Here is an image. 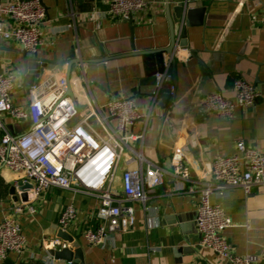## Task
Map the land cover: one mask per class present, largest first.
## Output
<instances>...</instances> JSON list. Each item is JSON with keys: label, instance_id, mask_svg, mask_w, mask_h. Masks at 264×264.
<instances>
[{"label": "crops", "instance_id": "obj_1", "mask_svg": "<svg viewBox=\"0 0 264 264\" xmlns=\"http://www.w3.org/2000/svg\"><path fill=\"white\" fill-rule=\"evenodd\" d=\"M14 1L0 0V5ZM147 1L151 7L136 13L130 24L102 15L110 0H41L46 20L42 27L44 43L37 54L57 64L42 66L36 82L54 76L68 78L69 63H75L70 81H79L78 87L99 105L133 98L146 114L151 110L153 95L141 91L145 67L141 56L131 54L134 47L138 51L168 49L172 29L177 41L183 39L181 23H174L173 7L189 2L190 8H207L204 25L187 29L188 47L177 45L175 66L167 54L163 55L175 86L172 99L165 98L161 90L149 119L128 130L145 132L142 154L166 171L165 183L150 196L146 206L131 204L135 224L102 248L84 238L85 231L101 224L95 197L53 187L38 199L32 200L28 192L27 202L20 198L15 202L10 188L21 177L0 165V221L13 216L26 238L24 252L9 253L0 264H229L200 247L195 220L199 191L212 181L213 163L218 157L234 155L238 141L264 152V0ZM241 2L243 7L237 12ZM0 20L11 23L5 16ZM21 49L19 43L0 37V73L15 74L13 102L26 106L27 76L23 57L17 53ZM81 60L88 62L77 63ZM237 79L260 93L253 108H237L230 118L200 111L209 94L222 93L233 100ZM5 118L8 127L19 126L16 134L28 129L22 126L27 122L13 123ZM111 122L116 124L114 119ZM1 137L2 132L0 143ZM132 146L136 150L140 147L139 143ZM178 165L188 170V180L175 175ZM125 168L122 162L115 180L117 189L122 188ZM210 202L232 219L233 226L225 230L224 236L235 254H264V186L253 188L248 195L241 188L216 191ZM70 205L76 209L77 218L67 231L79 243L81 263L58 260L51 254L57 249L49 247L57 240L61 214ZM18 206L24 212H15Z\"/></svg>", "mask_w": 264, "mask_h": 264}, {"label": "built area", "instance_id": "obj_2", "mask_svg": "<svg viewBox=\"0 0 264 264\" xmlns=\"http://www.w3.org/2000/svg\"><path fill=\"white\" fill-rule=\"evenodd\" d=\"M150 7L147 0H110L108 10L102 15L131 21L136 13ZM242 7L241 2L237 12ZM0 16L11 21L8 24L0 20V37L19 43L30 53H38L44 43L42 27L46 20L41 0H17L0 5ZM183 27L181 23V31ZM155 77L151 110L164 83L173 82L169 67ZM16 80L13 72L0 73V165L32 185V200L53 187L95 197L101 224L85 231L84 238L92 246L107 247L116 235L135 224L131 204L146 206L150 196L165 183L166 171L148 162L142 154L145 132L128 131L137 122L147 121L151 110L143 114L135 100L126 97L99 105L85 89L79 86L78 90L79 81L69 82L66 76L36 82L27 90L29 103L19 106L12 99ZM70 86L74 97L69 95ZM174 91L173 85L171 93ZM233 93V100L222 93L207 95L200 111L230 118L237 108H253L260 98L254 86L240 79L234 81ZM5 117L13 123L27 122L29 127L20 134L12 133ZM113 119L116 124L111 122ZM135 143H139L140 150L133 148ZM122 162L126 168L122 188L117 189L115 180ZM175 175L184 180L190 178L182 165L175 167ZM211 176L212 181L199 191L195 222L200 247L211 250L229 264L261 263L264 254H235L224 236L225 230L233 226L232 219L220 206L212 205L210 198L214 192L229 188H241L248 195L253 188L264 186V152L238 141L234 155L214 161ZM29 210L33 212L32 207ZM15 212H24V208L18 206ZM76 218V209L67 206L59 220L60 228L67 231ZM25 247L26 238L18 221L13 216L0 221V262L9 253L22 254ZM49 247L60 251L67 245L55 240Z\"/></svg>", "mask_w": 264, "mask_h": 264}, {"label": "water", "instance_id": "obj_3", "mask_svg": "<svg viewBox=\"0 0 264 264\" xmlns=\"http://www.w3.org/2000/svg\"><path fill=\"white\" fill-rule=\"evenodd\" d=\"M43 5V3H42ZM169 5V4H168ZM44 6V5H43ZM169 7V6H168ZM174 13V23L178 21L180 23H184L181 41H177L174 33V29H172V40L171 45L168 49L165 50H155V51H138L134 47V51L131 54L134 56H141L143 58L144 67H145V78L140 80L141 91L144 94L153 95L156 90V77L155 75L158 73H163L165 71V60L164 54H167L173 66H175V49L176 47L187 48L188 40H187V29L190 27H200L205 23V18L207 15V8L199 7V8H190L189 3H179L178 5L173 7ZM130 24H133V21H128ZM133 30L134 28L131 27ZM178 45V46H177ZM23 57L24 63V73L26 77V87H32L35 82L40 77V73L42 70V66L54 63L57 64V61H47L39 57L37 53H30L23 48L20 51H17ZM74 57V56H73ZM88 61L81 60L77 63H86ZM75 63H69L68 68V81L70 82L72 67ZM174 85V82H166L163 85V94L165 98L172 99L171 87ZM69 95L74 97L72 88H69ZM21 126V125H20ZM23 127H29V123H25L22 125ZM18 125L10 126L9 130L12 133H15V130L18 129ZM32 190V185L26 183L22 180L17 183H13L10 188V195L12 196L15 202L19 201V198L23 202L28 201V192ZM19 194V196H18ZM57 240H60L62 243L67 245V248H64L60 251H51V254L56 257L58 260L65 261H75L76 263H81L79 260L82 257V251L80 249L79 243L76 242L74 237L63 229H58Z\"/></svg>", "mask_w": 264, "mask_h": 264}]
</instances>
